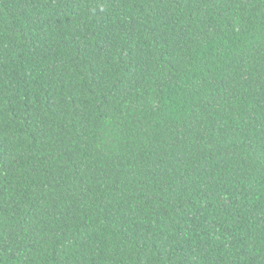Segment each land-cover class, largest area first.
Here are the masks:
<instances>
[{"label":"trees","instance_id":"1","mask_svg":"<svg viewBox=\"0 0 264 264\" xmlns=\"http://www.w3.org/2000/svg\"><path fill=\"white\" fill-rule=\"evenodd\" d=\"M0 264H264V0H0Z\"/></svg>","mask_w":264,"mask_h":264}]
</instances>
